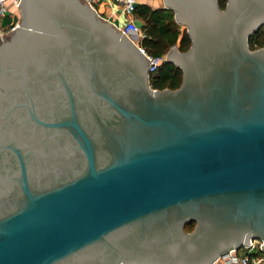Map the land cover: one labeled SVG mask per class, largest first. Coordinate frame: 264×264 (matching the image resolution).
<instances>
[{"label":"water","instance_id":"1","mask_svg":"<svg viewBox=\"0 0 264 264\" xmlns=\"http://www.w3.org/2000/svg\"><path fill=\"white\" fill-rule=\"evenodd\" d=\"M176 89L87 0L0 38V264H213L264 251V0H164ZM194 222L193 230L185 231Z\"/></svg>","mask_w":264,"mask_h":264},{"label":"trees","instance_id":"2","mask_svg":"<svg viewBox=\"0 0 264 264\" xmlns=\"http://www.w3.org/2000/svg\"><path fill=\"white\" fill-rule=\"evenodd\" d=\"M219 7H225V0H219ZM135 17L143 21L141 27L146 37L142 39L141 46L146 51L155 56H163L170 48L177 46V48L184 52L190 46V40L186 33H181L180 26L174 20L173 11L164 9H151L147 6H136L134 11ZM181 38L178 42V37ZM178 43V44H177ZM250 49H257L264 46V34L261 28L253 31L248 39ZM181 71L172 63L163 61L157 72L150 76L149 84L151 88L176 89L181 84ZM194 222L185 225V231L193 230Z\"/></svg>","mask_w":264,"mask_h":264},{"label":"built area","instance_id":"3","mask_svg":"<svg viewBox=\"0 0 264 264\" xmlns=\"http://www.w3.org/2000/svg\"><path fill=\"white\" fill-rule=\"evenodd\" d=\"M120 7V13L125 16L123 23H113L124 35L129 37L141 50V52L149 59V76L155 74L163 62L162 56L149 54L146 49L141 46V41L146 37L144 31L138 25L134 15L137 6L136 0H113ZM13 3L15 7L19 6V0H0V18L9 13L8 3ZM18 23H11L5 27L0 25V38L10 33ZM264 34V24L261 28ZM262 242L260 239L252 238L247 246H241L238 249H231L222 253L213 264H264V251L261 249Z\"/></svg>","mask_w":264,"mask_h":264},{"label":"crops","instance_id":"4","mask_svg":"<svg viewBox=\"0 0 264 264\" xmlns=\"http://www.w3.org/2000/svg\"><path fill=\"white\" fill-rule=\"evenodd\" d=\"M89 5L97 11V13L105 20L111 23H123L125 21V16L120 13V7L113 0H87ZM137 6L144 5L153 10L155 9H164V0H136ZM9 13L4 17L0 18V25L5 27L11 23H19L20 22V13L18 7H15L13 3H8ZM137 23L140 27L143 25V21L135 17ZM182 26H180V31ZM182 33V31H181ZM181 38V35L178 37V42ZM178 44V43H177ZM177 48V46H174ZM171 49V48H170ZM169 49V50H170ZM168 50V51H169ZM167 51V52H168ZM166 52V53H167ZM162 56L163 61H165V55Z\"/></svg>","mask_w":264,"mask_h":264},{"label":"rangeland","instance_id":"5","mask_svg":"<svg viewBox=\"0 0 264 264\" xmlns=\"http://www.w3.org/2000/svg\"><path fill=\"white\" fill-rule=\"evenodd\" d=\"M181 28H183V29H181V31L183 32V31H186V29L182 26Z\"/></svg>","mask_w":264,"mask_h":264}]
</instances>
